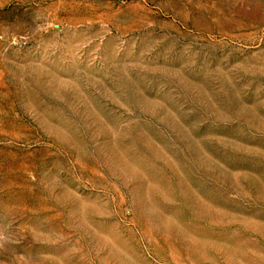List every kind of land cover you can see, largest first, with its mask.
Here are the masks:
<instances>
[{
    "label": "rangeland",
    "instance_id": "374dc122",
    "mask_svg": "<svg viewBox=\"0 0 264 264\" xmlns=\"http://www.w3.org/2000/svg\"><path fill=\"white\" fill-rule=\"evenodd\" d=\"M0 264H264V0H0Z\"/></svg>",
    "mask_w": 264,
    "mask_h": 264
}]
</instances>
